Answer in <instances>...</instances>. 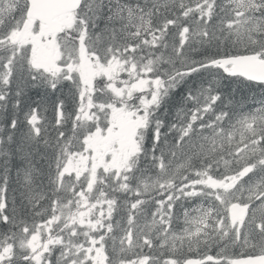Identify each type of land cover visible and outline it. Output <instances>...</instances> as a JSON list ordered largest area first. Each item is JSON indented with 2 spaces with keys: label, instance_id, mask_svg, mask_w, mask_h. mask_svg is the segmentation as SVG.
Instances as JSON below:
<instances>
[{
  "label": "snow or ice",
  "instance_id": "snow-or-ice-1",
  "mask_svg": "<svg viewBox=\"0 0 264 264\" xmlns=\"http://www.w3.org/2000/svg\"><path fill=\"white\" fill-rule=\"evenodd\" d=\"M0 264H264V0H0Z\"/></svg>",
  "mask_w": 264,
  "mask_h": 264
}]
</instances>
